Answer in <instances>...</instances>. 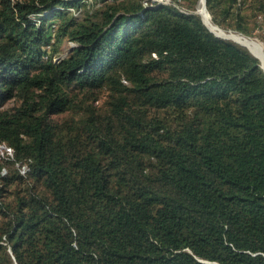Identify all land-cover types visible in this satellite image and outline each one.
<instances>
[{"label": "trees", "instance_id": "obj_1", "mask_svg": "<svg viewBox=\"0 0 264 264\" xmlns=\"http://www.w3.org/2000/svg\"><path fill=\"white\" fill-rule=\"evenodd\" d=\"M199 1L0 0V264H264V69Z\"/></svg>", "mask_w": 264, "mask_h": 264}, {"label": "bare ground", "instance_id": "obj_2", "mask_svg": "<svg viewBox=\"0 0 264 264\" xmlns=\"http://www.w3.org/2000/svg\"><path fill=\"white\" fill-rule=\"evenodd\" d=\"M197 13H200L203 15L202 17L205 23H207V25L210 26V28L214 30L216 33L221 34V35H229L233 39L239 42L245 43L253 51L254 54L260 57V60L264 65V45L258 39L253 38L251 36H247L243 33L236 32V31H226V30L224 31L223 29L215 26L211 22L210 14L202 2L198 6Z\"/></svg>", "mask_w": 264, "mask_h": 264}, {"label": "water", "instance_id": "obj_3", "mask_svg": "<svg viewBox=\"0 0 264 264\" xmlns=\"http://www.w3.org/2000/svg\"><path fill=\"white\" fill-rule=\"evenodd\" d=\"M199 2H202L203 3V5L205 6V8L207 9V5H206V0H200ZM162 3V2H161ZM151 5V4H150ZM158 5V4H157ZM207 11H208V9H207ZM209 12V11H208ZM195 13H197V10H196V12ZM210 14V13H209ZM211 16V15H210ZM202 18V17H201ZM203 19V18H202ZM204 21V20H203ZM205 22V21H204ZM206 25H207V23H205ZM208 26V25H207ZM219 26V25H218ZM208 28L212 31V32H214L217 36H220V37H223V38H228V39H233L231 36H229V35H221V34H218V33H216L214 30H212L211 28H210V26H208ZM221 29H223L222 27H220ZM224 31L226 30V29H223ZM226 31H232V30H226ZM233 40H235V39H233ZM236 42H238V43H240V44H242V45H244V46H246V47H248L245 43H242V42H239V41H237V40H235ZM249 48V47H248ZM250 49V48H249ZM251 50V49H250ZM251 52L253 53V51L251 50ZM254 54V53H253ZM256 55V54H255ZM257 56V55H256ZM258 57V56H257ZM261 67H262V65H261ZM263 68V67H262Z\"/></svg>", "mask_w": 264, "mask_h": 264}, {"label": "rangeland", "instance_id": "obj_4", "mask_svg": "<svg viewBox=\"0 0 264 264\" xmlns=\"http://www.w3.org/2000/svg\"><path fill=\"white\" fill-rule=\"evenodd\" d=\"M165 2H167V3H170V2H172V0H165ZM200 3L201 2H199V5H200ZM151 5H152V3H150ZM198 5V6H199ZM202 15V14H201ZM203 16V15H202ZM253 38H256V39H258L261 43H263V45H264V41L262 40V39H260L259 37H255V36H253ZM70 44V43H69ZM67 45H68V43H67ZM260 58V57H259ZM261 65H262V67H263V69H264V65H263V63L261 62ZM2 146L0 147V155H2L3 154V151H2Z\"/></svg>", "mask_w": 264, "mask_h": 264}, {"label": "built area", "instance_id": "obj_5", "mask_svg": "<svg viewBox=\"0 0 264 264\" xmlns=\"http://www.w3.org/2000/svg\"><path fill=\"white\" fill-rule=\"evenodd\" d=\"M153 2H157V3H163V2H165V0H152Z\"/></svg>", "mask_w": 264, "mask_h": 264}, {"label": "clouds", "instance_id": "obj_6", "mask_svg": "<svg viewBox=\"0 0 264 264\" xmlns=\"http://www.w3.org/2000/svg\"><path fill=\"white\" fill-rule=\"evenodd\" d=\"M155 3H157V2H154V3H152V4H155ZM147 5H150V4H147Z\"/></svg>", "mask_w": 264, "mask_h": 264}]
</instances>
